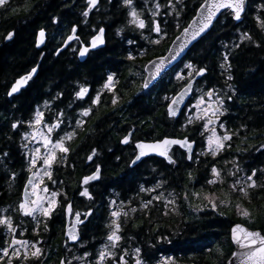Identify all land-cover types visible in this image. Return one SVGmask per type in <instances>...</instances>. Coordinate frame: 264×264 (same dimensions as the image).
Listing matches in <instances>:
<instances>
[{
    "label": "trees",
    "instance_id": "1",
    "mask_svg": "<svg viewBox=\"0 0 264 264\" xmlns=\"http://www.w3.org/2000/svg\"><path fill=\"white\" fill-rule=\"evenodd\" d=\"M201 1L172 0L179 6L181 15L179 27L176 26L175 31H179L189 21ZM99 2L101 3L99 11L91 13L88 22H92L93 25L101 22L106 26V30L123 23L124 15L116 7L115 0ZM164 5H167L166 2ZM262 5L264 0H248V8L239 22H235L227 11L224 12L191 51L194 62L198 52L203 55L202 64L206 66L208 81L211 82L214 78L222 84L228 75L233 77L231 81H227L235 88L239 98L228 103L231 109L226 116V126L232 128L231 131L239 132V136H234L231 145L236 144L235 147L241 148L242 154L246 153L239 162L247 168L264 166V150H256L261 143L264 144V33L254 19L257 15L264 19ZM81 9L82 4L78 0H26L22 7L13 5L11 14L6 15L0 22V174L2 173L0 186L3 187L2 193L5 195V187L10 190L9 196L13 205L19 199L21 175L26 170L19 131L23 128L25 119L31 118L33 107L45 104L46 101L53 103L55 108L63 111L64 115L60 119L66 126L70 119L71 93L74 87L99 79L103 72L109 69L103 68L106 66L103 64V61L105 62L103 51H107L108 46L117 45L111 42L83 61L77 59L75 54L63 50L55 56L54 51H50L38 60L40 54L36 46L38 30L44 29L48 40L54 39L53 34L57 28L67 32L71 23L78 25L81 31L83 29L80 25ZM170 24L166 25L171 26ZM170 28L173 29V25ZM8 32H13L14 35L12 39L4 40ZM245 32L252 37V41L241 42V34ZM237 44L239 47H235ZM224 46L226 49L229 48L227 62L221 57ZM114 55L116 56V53ZM222 63L226 64V69L220 67ZM35 65L37 73L27 83L26 88L18 95L8 98L6 93L12 80ZM133 69L131 70L133 73L139 71L138 68ZM122 70L124 72L126 68ZM47 89L49 94H56L57 91L54 100L40 101L43 96H52L46 92ZM12 123L18 124L15 130L11 127ZM90 126L91 124L79 133L71 146L69 144L67 158L63 162L58 160L53 165L52 179L46 178L48 187L60 193L57 197L59 203L51 217L43 219V221L46 219L47 230H44L42 222L40 245L43 254L40 260L30 258L28 264H59L60 258L64 256L71 264H75L76 260L73 257L83 256L86 252L89 253L87 262L92 261L95 264L97 248L110 243L106 237L111 230L109 227L111 217L101 201L103 191H95L93 201L88 203L78 193L85 158L92 147H97L106 156L102 160L106 177L115 175L117 168L114 154H105L109 144L110 127L105 124L90 129ZM162 130L159 129V132ZM220 161L224 163L228 161L232 165L233 160L231 158L225 160L221 156L217 161L218 165ZM155 166L157 171L163 174L166 183L169 182L171 190L176 192L172 195L178 209L175 212L167 210L169 215L165 216L163 214L165 201L162 204L156 202L149 210H137L135 213L129 211L133 206H125V211H129V215L123 216L121 221L119 235L122 239L117 242L118 247L114 249L117 257L127 249L129 253L127 259L130 261L131 258L128 256L131 257L130 254L134 253L135 248H140L139 257L144 264H160V259L168 257L172 258V264H225L232 251L229 230L233 224L241 222L264 233V189H249L251 203L246 198L239 201L230 194L226 184L221 187L206 183L209 163L205 160L200 163L191 161L173 168L156 159ZM16 171H19V174L11 180L8 172ZM223 177L226 180L231 178L227 175ZM256 180L258 184H264V176L261 174ZM52 181L56 183L53 184ZM185 192L188 193L187 201L183 198ZM193 192L200 193L199 198L194 197ZM213 192L218 198L216 210L209 207L208 201L204 199V195ZM121 197L124 203L139 200L135 194L126 190L122 192ZM221 199L225 200V204L219 203ZM69 200H72V205L77 211H83L88 204L95 207V212L90 226L87 228L85 225L81 230V242L74 246L73 253L67 255L66 248L62 246V228L63 210ZM236 201L251 212V223L235 211L236 206L232 204H237ZM26 224L30 229L28 220ZM159 236L169 237L172 243L159 241Z\"/></svg>",
    "mask_w": 264,
    "mask_h": 264
},
{
    "label": "flooded vegetation",
    "instance_id": "2",
    "mask_svg": "<svg viewBox=\"0 0 264 264\" xmlns=\"http://www.w3.org/2000/svg\"><path fill=\"white\" fill-rule=\"evenodd\" d=\"M78 1H81L82 4V9L80 14L81 15L80 25L83 27V29H81L80 31L78 25H76L75 23H71L67 32H64L58 28L55 29V33L53 34L54 39L51 40L47 39L46 31L43 29L45 31L44 42L40 45H37V40H36V46L40 50L38 60L43 58L45 53L54 51L53 56H55L58 52L62 50L66 51L67 53L75 54V57L79 59L78 54H79V48L81 46L80 43H78L76 40H73L70 42V46L63 47L64 45L63 41L66 39V37L69 34H71V29L74 25L77 27L76 35H78L80 41L84 42L85 44H88L90 42L91 37L98 32L99 28L103 27L105 29L103 35L105 42L103 43V46L95 48L93 50L89 49L84 59L90 57L99 50L105 48V46L109 42L117 44L113 47L108 46L107 51H103L105 58L104 59L105 62L103 61V64L106 65L103 66V68L105 69L109 68L107 71L105 70L103 72V76H100L99 79L97 78L92 82L89 83L86 82L84 84H79L74 87L71 93L72 104H70L71 110L69 111L70 119L67 121L66 126H64V123L61 125V129H63V131L57 129V132H59V135L61 136L62 134H64V132H71L73 131V129H75V135L73 136V138L71 140L65 141L66 146L69 147V144L71 146L72 143L76 141L79 133L82 132L84 129H86V127L89 124H91L90 129H93L94 126L97 125L104 126L105 124L110 127L109 144H107V148L105 149L106 150L105 154H114L113 157L115 159V162H117L116 173L115 175L112 174L110 177H106L104 175V171H103L104 164L102 163V160H104L106 156L104 155L103 151H101L97 147H92L87 152L83 167L84 172L80 176L79 179L80 188L78 190V193L80 195V192L84 188L88 189L89 193L91 194V199L83 196L87 203L93 201L95 191L102 190L103 199L101 201L104 203L103 204L104 209L108 210V215L110 217H111V212L113 210L123 211L124 206H133L138 211L149 210V207L155 204L156 202H159L160 204L164 203L165 198L163 197L160 201L153 200L152 204L149 205L148 208L146 209L140 207L142 201L146 202L149 199H151L153 196L160 195V193H163V196L165 194L167 195L168 193L169 194L176 193L175 191H172L171 188L169 187L168 185L169 182L166 183L165 179H163L164 177L163 174H161L160 171H157L155 166L156 159L165 162L169 167H173V168L178 166H183V163L185 164L191 161L200 163L205 160L209 163L207 180H211L212 177H214L211 173V167L213 164L218 166L217 161L220 160L221 156L224 157L225 160L231 158V160L235 159V161L240 160V158L244 157V154L246 153L242 154L240 152L241 148L237 149V147H235L236 144L235 145L232 144L231 148L226 147L215 158H213L210 154L199 155L200 153L206 151L207 144L205 137L209 135L208 132H205L204 136L200 135V132L203 130L202 129L203 121H195L193 124L187 125V127H183L184 125H186V117L188 111L185 105H189L191 102H194L195 97L200 95V92L196 91L197 89L202 88L204 91H207L210 88H214L217 91V94L220 96H225V94H227L228 96H232L231 100H227L225 98L224 107L226 111L225 114L220 117V121L224 122L225 126H226V116L230 113L229 109H231L228 103H232L233 100L239 98V95L237 94L233 86H232V90H229L228 85L230 83L227 80H224L222 84L217 82V80L214 78L211 79L212 80L211 82L208 81V77H206L207 74L206 66L202 64L203 55L201 54V52H198L196 55V61L194 62L193 55L191 54V51L193 50V47L197 42L187 51V53L177 63L174 64L173 67L165 71L156 80L155 83L150 85L148 88L143 89L142 85L145 77V71H144L145 64L152 58L164 54L171 40L174 38L176 34H178L180 30L175 31L166 28L162 30V33L166 31L167 35L163 36V38H160L162 33L157 34L155 31H152L149 28L141 30L135 28L134 26L128 25L127 21L130 18L127 16V12L129 11V9L123 6L122 0H115V2H116V7L119 9V11H121V14L124 15L123 23L119 26H116L115 28L106 30V26L101 22L97 23L96 25H93L92 22H88V19H90L91 16L84 17L82 15L83 11L87 7L86 0H78ZM108 1L110 2L113 0H108ZM25 2L26 0H8L7 7H0V22L2 19H4L6 15L11 14L12 12L11 8L13 5H20L22 7L25 4ZM165 2L167 3L168 0H148V4L145 5L144 0H134V5L137 11L141 13V18L145 19L146 24H150L152 21V17H151V13L147 9L154 8V5L156 3H160L162 7L160 8L159 15L155 17V20L156 21L164 20L165 26L167 27L166 24L172 21L173 16L165 14V5H164ZM100 6L101 3L98 2V5L89 12V15L91 13L98 12ZM247 8H248V0H247L246 10ZM124 25L126 26L125 28L123 27ZM55 26H57L56 21H55ZM120 28H123L124 31L120 35H117L116 34L117 29ZM156 39H160L159 44L150 43V41ZM129 40H132L135 43L130 44L128 43ZM142 49H148V52L142 53L141 51ZM227 50H229V48L228 49H226V47L222 48L221 50L222 60H224L223 58L225 55H227L229 59V54L227 53ZM114 53H116V56L114 55ZM129 54H132L135 57V59L129 60L128 59ZM188 63H191L196 70H199L200 68H205L206 71L202 76L198 77L195 80L192 87L191 95L188 98L186 104L181 109V111L175 117H170L167 114L168 103L173 98V96L188 82V79H191L187 77V73L189 69L185 68V64ZM123 68H126V71L123 72L122 70ZM133 68H138L139 71L135 70L136 72L133 73V71L131 72V70H134ZM116 69H118V71H116ZM178 73L182 74L185 77V79L178 80L177 79ZM109 74H112L114 76L115 87L113 91H109L103 88V85L107 81V76ZM123 74L125 75L123 76ZM16 78H14L10 83L7 92ZM81 87H86L89 90L83 100L78 99L75 95V93L79 91ZM46 92H48V89L46 90ZM97 93H100V103L97 105H92L91 99L95 97ZM114 93L118 97L116 105H113L111 103ZM56 94L50 93L49 95H52L51 97L50 96L44 97L43 94H40V96H43L40 101L49 100V99L54 100V95ZM14 96L16 95L10 97H14ZM166 96L169 99L166 100L165 99ZM213 99H215V97H213ZM89 107L92 108V112L90 116L81 117L80 112L82 111V109ZM37 110L43 113V120L44 122L47 123H53L58 113L60 112L59 109L55 108L54 104L51 102H48L47 107L43 103L41 105L37 104V106L33 107L34 113L32 111L31 119L34 118ZM27 119L28 118H26L25 120ZM77 119L83 121L82 126L79 128L76 127V123H75ZM67 127H69L70 129H67ZM209 127L211 128L212 126L210 125ZM216 128L220 129L219 122H217ZM226 128L229 130L232 129V128H228V126H226ZM159 129H163V130L159 132ZM217 132L219 133L218 130ZM125 136L129 137V142L127 144L122 143V140ZM57 137L58 136L56 135V138ZM164 137H171V138L188 137L189 140L194 141L195 148L192 153V160L187 159V152L184 149L180 148L177 145H174L172 146L169 152V155L172 156V158L176 161V163L174 164H170L166 159L162 157H158L154 154H150L148 156L142 157L141 160L135 163L134 165H131L132 160L137 154V148H136L137 142H141V141L153 142L155 140H159ZM233 139L226 143L231 144ZM96 140H98V138ZM260 145L258 149H260L261 151L264 150V148H260ZM92 149H96V154L93 156V159L89 161L87 157L92 154ZM22 153H24L23 150ZM68 154L69 152L67 153V156ZM255 156L256 155H254V157ZM245 158L250 159V157H245ZM23 163H25L26 170L22 172L21 175L22 179L20 180L19 198L21 199H22L21 197L22 188L27 179V176L31 174L27 169L29 168V165L26 155L23 158ZM54 164L56 163H53V165ZM53 165L51 171L53 170ZM97 165H99L100 167L99 179L95 181H90L87 185L84 184L82 185L80 183L81 178L83 176L92 174L96 170ZM253 169L264 170V166L249 167L245 171V173L251 174ZM8 173H10V176L13 177L12 174L15 173L16 176L17 173L19 174V171L8 172ZM181 173L184 174L183 172ZM259 175H260V171L257 172V176ZM257 176L254 177V179H256ZM0 177H2V173L0 174ZM158 182L161 183L162 186L160 188H155ZM141 187H144L145 189H155V191L141 192L140 191ZM2 190L3 187L0 186V193H2ZM124 190L135 194L136 198L139 199L138 202L124 203L123 198L121 197V194ZM5 192L6 195L2 193L0 196L1 197L0 216L12 217L14 226H17V234H19L24 229H27L23 237L17 235V238H24L32 241L39 239L41 241L42 237L40 236V234L39 236H36L32 232V229L36 226V222L30 220L29 219L30 217H24L18 211V208H16L19 203L18 201L14 205L11 204V199L9 196L11 192L7 187H5ZM113 201H115V204H113ZM68 202L72 204V200H69ZM5 209L7 211H4ZM89 209H91L90 215L88 214ZM94 209L95 207H91V205L87 204V208H84L83 211H78L81 213L80 216L81 223L77 227L80 233V237H81L82 228L85 225L87 228L90 226L93 213L95 212ZM75 212H77V210H75L73 207V213ZM63 214H64V221L62 228V246L66 248V254L68 255L70 253H73L74 246L81 242V238L78 242L74 244L68 243L67 239L64 238V227H65L64 210H63ZM73 216L74 215L70 216V222H72ZM122 218L123 215H121V217L119 218L118 223L121 224ZM40 219L43 221L44 218L40 217ZM27 220L29 221L30 229L27 225L28 223L26 224ZM41 226L42 223L40 224L39 233L41 230ZM29 231H30V236H29ZM118 234H120V232ZM5 239H7L8 242L10 243L11 238L5 236V229L3 226H0V247L5 246L4 245ZM38 246L41 247L40 244ZM9 251L11 253V249ZM62 258L65 261V264H67V260L65 259L66 257L64 256ZM6 260L7 258H5V264H6ZM13 264H19V262L16 261L15 258H13ZM25 264H28V261H26Z\"/></svg>",
    "mask_w": 264,
    "mask_h": 264
},
{
    "label": "snow or ice",
    "instance_id": "3",
    "mask_svg": "<svg viewBox=\"0 0 264 264\" xmlns=\"http://www.w3.org/2000/svg\"><path fill=\"white\" fill-rule=\"evenodd\" d=\"M99 0H86L87 7L83 11L82 15L84 17L89 16V12L98 5ZM123 6L128 8L127 16L130 18L127 23L128 25L134 26L138 29L146 28L145 19L141 18V13L137 11L134 0H122ZM144 4H148V0H144ZM8 0H0V7H7ZM168 5L172 6V0H168ZM162 5L160 3H156L154 8L147 9L151 13L152 17V31H155L157 34H161L162 30L160 28L159 23L156 22L155 17L159 15V11ZM264 8V5L261 6ZM221 10H226L228 14L232 16L235 21H241L242 15L245 13V0H203L202 3L199 4L197 8V18L193 20L192 23L188 24L181 33V36L176 38V41H182L179 43L176 49H170L173 53L171 57H159L155 61H149V64L152 65L151 68H147L149 71L151 78H156L161 71L166 67L169 59L174 60L176 57L194 40L201 36L213 23L214 18H216L218 13H221ZM172 11L175 12L176 17L178 18L180 13L176 10L175 6H172ZM166 15H171V13H165ZM257 25L260 27L262 33H264V19H261L259 15L255 16ZM177 27H179V23L177 22ZM95 31V29H94ZM124 31L123 28L117 29V35H120ZM105 29L103 27L99 28L97 34L93 35L88 44L80 41V38L77 33V27L74 25L71 29V34H69L66 39L63 41L65 46H70V42L76 40L81 44L79 48V55L81 57L85 56L88 53L90 48H96L98 45L103 44L105 41L103 39ZM14 33L8 32L4 37L6 40L12 39ZM167 32L164 31L160 38L166 36ZM45 32L43 29L39 32V43L44 42ZM241 42L252 41V37L247 33H242L240 37ZM174 41V43H176ZM128 43H135L132 40H129ZM150 43L159 44L160 39L152 40ZM235 47H239V45H235ZM259 47V45H257ZM142 53H147L148 49H142ZM129 60H134L135 57L132 54L128 56ZM224 61L227 62L228 56H224ZM222 69H226V64L222 63L220 65ZM230 67V65H227ZM185 68L189 69L187 73L188 82L184 85L183 90L180 91L174 98L171 99V102L167 105V114L170 117H175L178 112V105L184 102L185 95L192 92V79L195 76H202L206 71L205 68H200L196 70L195 67L191 64H185ZM37 72L36 68H32L30 72L27 74L20 76L15 82L11 85L10 90L7 92L8 96H13V94L18 93L22 86L26 85L28 81L32 78L33 74ZM178 80H183L185 77L182 74H177ZM233 77L231 75L227 76V80L231 81ZM150 79L145 78L144 83L142 85L143 89L149 87ZM115 87L114 76L109 74L107 76V81L103 85L104 89L109 91H113ZM229 90H232V85H228ZM88 88L81 87L79 91L75 93L78 99L83 100L85 95L88 93ZM196 91L200 92V95L195 97L194 102H191L189 105H185L187 108V117H186V125L183 127H187V125L193 124L195 121H203L202 131L200 132L201 136H204L205 132H208L209 135L205 137L207 149L206 151L200 153L199 155H208L210 154L213 158L217 157L222 150L226 147L231 148L232 145L230 143L226 144V142L231 141L233 136H239L238 131H231L226 128L225 123L220 121V117L225 114V98L227 100H231L232 96H220L217 94V91L214 88H210L207 91H204L202 88L197 89ZM59 95V94H58ZM207 97V99H205ZM215 97V99H213ZM118 97L113 94L111 103L116 105ZM165 99H169L167 96ZM100 103V93H97L95 97L91 99L92 105H97ZM48 102H45V106L47 107ZM193 109L195 111H193ZM92 112V108H84L80 112L81 117H89ZM64 115L63 111L59 112L55 121L53 123H47L43 120V113L37 110L35 120L29 122V127H33V125H43V127L34 128L32 132L24 133V139H28L31 137L32 141L36 142L39 146L34 147L28 153L29 157V172L31 175L28 178L27 183L25 184L24 189V197L18 203V211L24 217H30L33 221L36 222V226L32 229L34 235L39 236L40 224L44 223V230H47L46 219L42 221L40 217L50 218L53 210L58 205L57 197L60 193L56 190H51L47 184L44 183V178L47 177L49 180L52 179V165L58 159L63 162L67 158V153L70 151L69 147L66 146L65 141L71 140L75 135V129L71 132H64L61 136L57 129H61V125L64 123L60 117ZM217 122H219V128L223 130V134L220 135L217 132ZM76 127L79 128L82 126L83 121L80 119L76 120ZM212 126L211 128L209 126ZM12 129H16L18 127L17 123H12ZM46 129V131H45ZM53 133H56L58 138H53ZM129 142V137L125 136L122 140V143L127 144ZM194 141L189 140L188 137H184L183 139L179 138H170L164 137L163 139L155 140L153 142H137L136 148L139 149V153L132 160V164H135L137 161H140L142 157L148 156L150 154H157L161 157H164L168 160L170 164L176 163V161L169 155V152L174 145H178L180 148L184 149L188 155L187 159L192 160V145ZM26 148L27 145H24ZM260 148H264V144L260 145ZM43 149V152L41 151ZM259 151V149H256ZM58 153L62 154L58 157ZM96 154V149H92V154L87 157L89 161L93 159V156ZM7 155V154H5ZM39 163V168H37V164ZM226 163H228L226 161ZM233 167L228 170L227 175L232 177V180L228 182L227 186L230 189L231 193H239L243 197L248 199V202L251 203V196L249 193V189H264V184H258L257 180L254 177L257 176V172L260 171V174L264 176V170L253 169L250 175L246 176H238L237 174L242 171L239 164L235 161H232ZM211 173L216 179L206 180L208 185H220L221 187L225 184V179L221 175V170L216 167L215 164L211 167ZM100 167L97 165L96 170L91 174L84 176L82 179V184L87 185L90 181H95L99 179ZM13 178L15 177V173L12 174ZM189 177L191 179V172L189 173ZM53 184L56 181H52ZM161 183H157L155 188H160ZM141 192H153L155 189H145L141 187ZM81 196L88 197L91 199V194L89 193L87 188H84L80 192ZM169 195H172L171 193ZM192 195L194 197L199 198L200 193L193 192ZM66 198V197H65ZM163 198V193L160 195L153 196L146 202H141V208H148L149 205L152 204L153 200L160 201ZM184 200H188V193H184ZM259 198V197H258ZM204 199H206L213 210H216L217 205V196L216 194L209 193L205 195ZM221 205L225 204V200L221 199L219 201ZM115 204V201H113ZM168 205H176V201L165 200L164 207L168 208ZM178 205L173 208V212L177 211ZM237 213L241 217L247 219L249 223L252 222V214L251 212L243 207L241 204L236 205ZM259 211V208L257 209ZM4 211H7L6 209ZM130 212L135 213L137 211L136 208H130ZM129 211L122 210H114L111 212V216L114 218L111 221L110 234L107 236V241L110 243H105L101 250L98 253V257L96 260V264H105V261L108 258L113 260V264H128V261L125 259L127 255H129L127 249L123 250V254H120L117 259V253L114 251L118 247V243L122 237L118 234L121 231V224L118 223L121 215L127 217L129 215ZM65 212L67 215H74L76 222L80 221V212L73 213V207L71 203H67L65 206ZM88 214H91V209L88 210ZM165 216L169 215L167 210L163 213ZM0 226H3L5 229V236L10 237V243L7 239L4 240L3 247H0V264H13V258L19 262V264H25L30 258L34 260H40L42 256V249L38 245L41 243L39 239L32 241L24 238H17V235L23 237L27 229H24L19 234H17V226H14L13 219L11 216H0ZM158 227V226H157ZM175 234V233H174ZM66 236L69 240L76 241L78 236L76 234L75 226H71L66 231ZM159 241L172 243V240L167 236H159ZM231 240L234 244L237 245L238 250L232 253V256L235 257L234 261H230V264H264V234L260 231L251 230L248 227H245L242 224H235L231 228ZM11 249V253L10 250ZM141 252L140 248H135L134 253L136 255L135 264H144L142 259L139 258V254ZM89 253H85L84 257H87ZM222 255V253H221ZM74 259H81L83 257H73ZM60 264H65V261L62 259ZM67 264H71V261H67ZM160 264H172V258H165L160 262Z\"/></svg>",
    "mask_w": 264,
    "mask_h": 264
},
{
    "label": "water",
    "instance_id": "4",
    "mask_svg": "<svg viewBox=\"0 0 264 264\" xmlns=\"http://www.w3.org/2000/svg\"><path fill=\"white\" fill-rule=\"evenodd\" d=\"M203 2V0L200 2V3H202ZM199 3V4H200ZM199 6V5H198ZM198 6H197V8H198ZM246 7H247V0H245V11H246ZM197 8H196V10H195V12H194V14H193V16L189 19V21L186 23V25L184 26V27H182L181 28V30L178 32V34H176L175 36H174V38L171 40V42H170V44H169V46H168V48H167V50H166V52L164 53V54H162V55H160V56H156V57H154V58H152L151 60H149V61H155V60H157V58H159V57H171V55L173 54L171 51H170V49H176L177 47H178V45H179V43H181L182 41H176V38L178 37V36H181V33H182V31H183V29L185 28V27H187L188 26V24H190V23H192L193 22V20L194 19H196L197 18ZM226 10H221V13H218L217 14V16H216V18H214V20H213V23H212V25L204 32V33H202L201 34V36L200 37H198L196 40H194V41H192L177 57H176V59H174V60H171V59H169V61H168V63H167V65H166V67L161 71V73L156 77V78H151L150 77V73H149V71H147L146 70V67L145 66H147V68H151L152 67V65L151 64H149V61L145 64V66H144V71H145V77H144V80H145V78H149L150 79V83H149V86L150 85H152L153 83H155L156 82V80L165 72V71H167V70H169L171 67H173L174 66V64L175 63H177L186 53H187V51L196 43V42H198L203 36H205L206 35V33L207 32H209L210 31V29L214 26V24H215V22L217 21V19L221 16V14L223 13V12H225ZM234 20V19H233ZM235 21V20H234ZM235 22H239V21H235ZM39 32H40V30L38 31V33H37V37H36V40H37V45H38V41H39ZM45 32V31H44ZM97 34V33H96ZM103 39H104V37H103ZM6 40V39H5ZM174 41H176V43H174ZM40 44H42V43H39V45ZM101 46H103V44H101V45H98L96 48H98V47H101ZM63 47H65V45H63ZM91 50H93V49H95V48H90ZM85 56H86V54H85ZM85 56H83V57H81L79 54H78V57H79V60L80 61H83L84 60V58H85ZM33 68H36L37 69V66H35V67H33ZM32 69V68H31ZM31 69L28 71V72H30L31 71ZM27 72V73H28ZM27 73H25V74H27ZM37 73V72H36ZM36 73H34L33 74V76L36 74ZM25 74H22L21 76H23V75H25ZM32 76V77H33ZM20 76H18L16 79H18ZM198 77H200V76H194V79H192V87H193V84H194V82H195V80L198 78ZM15 79V80H16ZM15 80L13 81V83L15 82ZM144 80H143V83H144ZM12 83V84H13ZM11 84V85H12ZM27 85V84H26ZM26 85H24V86H22V88H21V90L23 89V88H25V86ZM11 87V86H10ZM184 87V86H183ZM183 87L173 96V98L180 92V91H182L183 90ZM9 90H10V88H9ZM8 90V91H9ZM20 90V91H21ZM20 91L18 92V93H15V94H13V95H18L19 93H20ZM190 95H191V93H188V94H186L185 95V99H184V102L183 103H181L180 105H178L177 107H178V112H177V114L181 111V109L183 108V106L186 104V102H187V100H188V98L190 97ZM8 96V95H7ZM8 97H10V96H8ZM170 102H171V100H170ZM169 102V103H170ZM168 103V104H169ZM171 138V137H170ZM184 138V137H183ZM183 138H179V139H183ZM163 139V138H162ZM178 146V145H177ZM192 148H193V151H194V148H195V142L193 143V145H192ZM193 151H192V153H193ZM139 153V149H137V154ZM136 154V155H137ZM154 154V153H153ZM154 155H156V156H158V157H161V156H159V155H157V154H154ZM187 155H188V153H187ZM135 158V157H134ZM162 158H164V157H162ZM165 159V158H164ZM167 160V159H166ZM168 161V160H167ZM138 162V161H137ZM136 162V163H137ZM131 165H134V164H132L131 163ZM31 174H29L28 176H27V179H26V181H25V183H24V186H23V188H22V191H21V197H22V199H23V197H24V189H25V184L27 183V181H28V178H29V176H30ZM91 175V174H90ZM84 177V176H83ZM83 177L81 178V181H80V183L82 184V179H83ZM83 185V184H82ZM68 203H70V202H68ZM66 206V205H65ZM64 213H65V227H64V238L65 239H67V241H68V243H70V244H74V243H76V242H78L79 240H80V233H79V231H78V225L81 223V222H76V220H75V216H73V220H72V222H70V215H67L66 214V212H65V207H64ZM235 224H242V225H244L245 227H248L247 225H245L244 223H241V222H239V223H235ZM235 224H233L231 227H230V230H229V241H230V243H231V245H232V251L230 252V254H229V256L227 257V259H226V261H225V264H230V261H234L235 260V257H233L232 256V253L234 252V251H237L238 250V248H237V245L236 244H234L233 242H232V240H231V228L235 225ZM75 226V229H76V234H77V236H78V239L76 240V241H72V240H69L68 238H67V236H66V231H67V229L69 228V227H71V226ZM249 229H251V230H256V231H260L261 233H262V231L261 230H259V229H253V228H250V227H248ZM262 234H264V233H262ZM63 258H61V260H62ZM61 260L59 261V264H60V262H61Z\"/></svg>",
    "mask_w": 264,
    "mask_h": 264
},
{
    "label": "rangeland",
    "instance_id": "5",
    "mask_svg": "<svg viewBox=\"0 0 264 264\" xmlns=\"http://www.w3.org/2000/svg\"><path fill=\"white\" fill-rule=\"evenodd\" d=\"M177 1V0H176ZM167 5L165 6V13H171V15L173 16V19H172V21L171 22H169V23H171L170 25L171 26H165V22H164V20L163 21H156L157 23H159V25H160V28H161V30H164V29H171L170 27H172V25H173V29H171V30H175L174 28H176V25H177V22L178 23H180V20H179V18H180V16L181 15H179V17L177 18L176 17V14H175V12H173L172 11V6H175V8H176V10L180 13V8H179V6L176 4V3H173L172 2V6H169L168 5V2L166 3ZM139 12V11H138ZM152 27H154V25H152V23H150V24H146V28L145 29H147V28H149V29H152ZM205 99H207V97H205ZM193 111H194V109H193ZM35 116H36V114H35ZM35 116H34V118L33 119H31V118H29V119H27V120H25V123H24V125H23V128L22 129H20V135H19V137H20V141H21V144H22V146H21V149L24 151V153H25V155L27 156V160H28V165H29V157H28V153H29V151L31 150V149H33L34 147H37V146H39L36 142H34V141H32V139H31V137L29 136V138L28 139H24V133H26V132H32L33 131V129L34 128H37V127H43V125H39V126H37V125H33V127H29V122H31V121H34L35 120ZM218 131H219V133L218 134H220V135H222L223 134V130H221V129H217ZM45 131H46V129H45ZM63 135V134H62ZM53 138L55 139L56 138V135H55V133H53ZM58 138V137H57ZM227 144V143H226ZM24 145H27V147L25 148L24 147ZM41 151L43 152V149H41ZM61 154H59L58 153V157L60 156ZM59 160V159H58ZM58 160L56 161V162H54V163H57L58 162ZM221 162V161H220ZM220 162H219V165L218 166H216L218 169H220L221 170V175L222 176H224V175H227V173H228V170L229 169H231L232 167H233V164L231 165V163H224V162H221L222 163V165H220ZM228 162V161H227ZM238 164H239V166H240V168L242 169V171H240L237 175L238 176H246V175H250V174H246L245 173V171L248 169L247 167H245L244 165H243V163H240L239 162V160H237L236 161ZM37 168H39V163L37 164ZM25 169H26V167H25ZM28 169V168H27ZM29 171V170H28ZM18 174V173H17ZM17 174H16V176H17ZM228 176V175H227ZM46 178L47 177H45L44 178V183L46 184ZM212 179H216V177H212ZM11 180H14V178L13 177H11ZM232 180V177L230 178V179H228V180H226L225 179V184H226V187H227V189L230 191V189L228 188V186H227V184H228V182H230ZM51 190H53V189H51ZM230 194H232V196L234 195V197L235 198H237V199H239V201H243L244 199L243 198H245V197H243L241 194H239V193H231V191H230ZM207 195V194H206ZM205 196V195H204ZM164 198H165V200H172V199H174L173 198V195H169V193L166 195H164L163 196ZM175 197V196H174ZM232 199V198H231ZM247 199V198H246ZM22 199L21 198H19L18 199V202H20ZM206 200V199H205ZM207 201V200H206ZM239 201H236L235 203H237V204H240V203H238ZM232 202V201H231ZM233 202H234V200H233ZM237 204H232V205H234V206H236ZM209 206V205H208ZM16 207V206H15ZM209 207H211V206H209ZM245 207V206H244ZM16 208H18V205H17V207ZM235 209V211L237 212V209H236V207L234 208ZM165 210H173V207H172V205H168V208L167 209H164V211ZM114 211V210H113ZM123 211H125V206H124V208H123ZM111 221L114 219L112 216H111ZM30 220H32L31 218H29ZM110 221V222H111ZM109 234H110V232H109ZM108 234V235H109ZM106 239H107V237H106ZM104 244H102V245H100L98 248H97V252H96V254H95V259L97 260V257H98V253H99V251L101 250V248H102V246H103ZM76 253V252H75ZM121 254H123V253H121ZM120 255V254H119ZM118 255V256H119ZM131 255V257H129L128 256V258H131V260L129 261L128 259H127V256L125 257V259L128 261V264H135V259L137 258L136 257V255H135V253H131L130 254ZM78 257H83L84 259L83 260H81V259H75L76 260V262H75V264H93L92 263V261H89V262H87V260L89 259V255L87 256V257H84V254H83V256H81V255H79ZM140 258V257H139ZM117 259H118V257H117ZM96 260H95V264H96ZM161 261L162 260H164V259H160ZM105 264H113V260L111 259V258H108L106 261H105Z\"/></svg>",
    "mask_w": 264,
    "mask_h": 264
}]
</instances>
